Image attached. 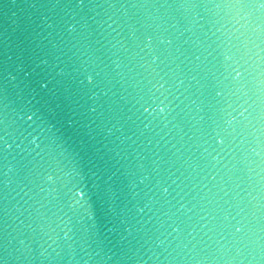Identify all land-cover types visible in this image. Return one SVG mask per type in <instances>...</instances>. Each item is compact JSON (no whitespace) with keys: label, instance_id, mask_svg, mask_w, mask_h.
Wrapping results in <instances>:
<instances>
[{"label":"water","instance_id":"water-1","mask_svg":"<svg viewBox=\"0 0 264 264\" xmlns=\"http://www.w3.org/2000/svg\"><path fill=\"white\" fill-rule=\"evenodd\" d=\"M0 264H264V0H0Z\"/></svg>","mask_w":264,"mask_h":264}]
</instances>
